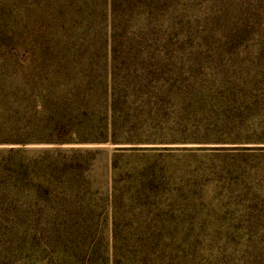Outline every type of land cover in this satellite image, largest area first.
Segmentation results:
<instances>
[{
	"label": "rangeland",
	"instance_id": "rangeland-1",
	"mask_svg": "<svg viewBox=\"0 0 264 264\" xmlns=\"http://www.w3.org/2000/svg\"><path fill=\"white\" fill-rule=\"evenodd\" d=\"M0 123V264H264V0H0Z\"/></svg>",
	"mask_w": 264,
	"mask_h": 264
},
{
	"label": "trees",
	"instance_id": "trees-1",
	"mask_svg": "<svg viewBox=\"0 0 264 264\" xmlns=\"http://www.w3.org/2000/svg\"><path fill=\"white\" fill-rule=\"evenodd\" d=\"M46 86V90L50 89L51 87L45 83ZM87 88H89L90 90H93V85H89ZM47 90V91H48ZM42 94L38 96V100L35 101L36 104H38V107L43 111V112H47L48 111V98L47 99H42V96L46 93L45 89L41 91ZM63 104V103H62ZM64 105V104H63ZM62 108L59 107V109ZM67 110L63 111V112H59V116L57 119H51L49 121H47V123H42L39 124L38 126H36V132H48L51 131L54 135H56L57 137H60V130H64L66 127H68V129L71 127V124L73 123L76 126H83L84 129H87V127L85 125H83L84 123L81 121V107H65ZM60 111V110H59ZM86 111V110H85ZM65 118L67 119V121H65ZM59 126V127H58ZM58 127V128H57ZM5 132H8V128L6 127L5 123H0V134H4ZM61 139V138H59ZM1 141V140H0ZM63 141V140H61ZM119 151L122 149H118Z\"/></svg>",
	"mask_w": 264,
	"mask_h": 264
}]
</instances>
